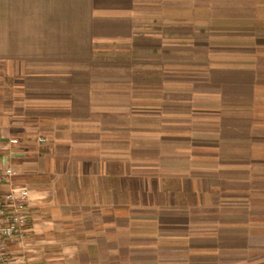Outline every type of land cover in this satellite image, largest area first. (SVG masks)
I'll use <instances>...</instances> for the list:
<instances>
[{
    "label": "crops",
    "instance_id": "obj_1",
    "mask_svg": "<svg viewBox=\"0 0 264 264\" xmlns=\"http://www.w3.org/2000/svg\"><path fill=\"white\" fill-rule=\"evenodd\" d=\"M0 64L18 264H264V0H0Z\"/></svg>",
    "mask_w": 264,
    "mask_h": 264
},
{
    "label": "built area",
    "instance_id": "obj_2",
    "mask_svg": "<svg viewBox=\"0 0 264 264\" xmlns=\"http://www.w3.org/2000/svg\"><path fill=\"white\" fill-rule=\"evenodd\" d=\"M38 142L44 143L45 139L39 138ZM14 176L11 167L0 168V264H18L10 248L30 232L29 192L14 184Z\"/></svg>",
    "mask_w": 264,
    "mask_h": 264
},
{
    "label": "rangeland",
    "instance_id": "obj_3",
    "mask_svg": "<svg viewBox=\"0 0 264 264\" xmlns=\"http://www.w3.org/2000/svg\"><path fill=\"white\" fill-rule=\"evenodd\" d=\"M4 64H0V104H6L13 99L15 93L14 77Z\"/></svg>",
    "mask_w": 264,
    "mask_h": 264
}]
</instances>
